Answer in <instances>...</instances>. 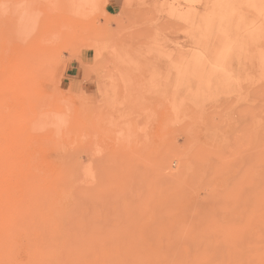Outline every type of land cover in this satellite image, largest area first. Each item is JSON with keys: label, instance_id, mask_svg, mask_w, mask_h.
Returning <instances> with one entry per match:
<instances>
[{"label": "rangeland", "instance_id": "obj_1", "mask_svg": "<svg viewBox=\"0 0 264 264\" xmlns=\"http://www.w3.org/2000/svg\"><path fill=\"white\" fill-rule=\"evenodd\" d=\"M0 264H264V0H0Z\"/></svg>", "mask_w": 264, "mask_h": 264}, {"label": "crops", "instance_id": "obj_2", "mask_svg": "<svg viewBox=\"0 0 264 264\" xmlns=\"http://www.w3.org/2000/svg\"><path fill=\"white\" fill-rule=\"evenodd\" d=\"M83 88L86 92H89L92 89L89 84H86Z\"/></svg>", "mask_w": 264, "mask_h": 264}]
</instances>
